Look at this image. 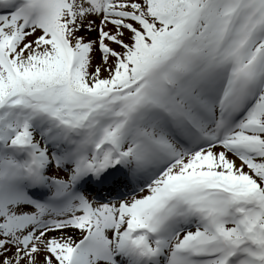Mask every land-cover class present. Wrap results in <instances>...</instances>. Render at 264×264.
<instances>
[{
	"label": "snow or ice",
	"instance_id": "1",
	"mask_svg": "<svg viewBox=\"0 0 264 264\" xmlns=\"http://www.w3.org/2000/svg\"><path fill=\"white\" fill-rule=\"evenodd\" d=\"M0 264H264V0H0Z\"/></svg>",
	"mask_w": 264,
	"mask_h": 264
}]
</instances>
